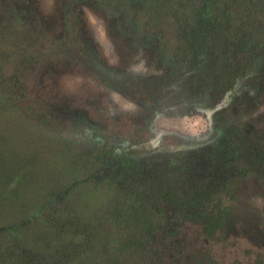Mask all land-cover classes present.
<instances>
[{
	"label": "flooded vegetation",
	"instance_id": "1",
	"mask_svg": "<svg viewBox=\"0 0 264 264\" xmlns=\"http://www.w3.org/2000/svg\"><path fill=\"white\" fill-rule=\"evenodd\" d=\"M69 1L78 13L81 35L70 38L78 61L66 64L80 75V91H76L79 98L67 96L59 109L62 118H70L81 128V140L89 145L84 150V166L92 175L84 182L124 184L134 189L136 195L131 197L153 199L151 206L160 200L184 203L183 194L198 185H223L204 199L213 204L197 216L188 217L187 208L180 205L177 222L166 229L165 241L163 236L162 243L157 239L139 245L135 251L139 264H152V255L143 254L144 248L155 252L159 246L165 253L162 264H170L176 251H197L206 245L197 238L202 228L207 243L219 234L233 237L232 243L247 237L253 242L250 246L262 250L264 188L258 173L249 168L250 162L260 161L264 154L260 71L248 77L247 65L242 69L241 64L238 71L230 69L232 62H224L225 52L217 51L221 47L210 37L213 26H194L189 20L190 6L182 2L163 0L166 3L154 9L138 0H107L104 20L109 36L97 39L95 28L86 27V10L98 9L100 0ZM178 6L181 9L175 11ZM173 11L170 30L165 19ZM201 32L209 38L203 39ZM241 41L243 46L249 39ZM239 42L238 48L229 51L231 57L263 58L244 50ZM196 116L204 124L192 130L187 121L193 123ZM176 169L183 194L165 198L169 172ZM117 193H123L121 188ZM172 215L174 211L168 208L165 217ZM185 227L195 229L194 240ZM175 236L182 242L173 241ZM185 239L195 244L185 245Z\"/></svg>",
	"mask_w": 264,
	"mask_h": 264
},
{
	"label": "rangeland",
	"instance_id": "2",
	"mask_svg": "<svg viewBox=\"0 0 264 264\" xmlns=\"http://www.w3.org/2000/svg\"><path fill=\"white\" fill-rule=\"evenodd\" d=\"M35 1L37 3L35 9L42 18H45V23L41 25V29L32 31L33 38L28 39L29 35L25 39L21 37L6 41L0 39V52L3 53L0 59V90L4 89L3 93L8 95L4 104L0 101V264H83L85 256L88 258V252L85 255L79 250L87 247L84 235L88 224L82 223L88 218L99 219L106 214L108 211L106 197L112 195L113 191L112 186L105 184L93 189V182L85 181V184L72 189V195L75 196H67L71 207L64 205L63 213L54 216L51 214L53 198L74 183L88 178L90 180L92 173L90 168L84 166V150L88 149L89 145L85 140H81L79 135L81 128L77 129L70 118H62L58 114L53 118L44 116L52 100L60 101L62 104L68 100L67 96L79 98L76 91H80L77 89L80 75L73 73L74 69L71 66H67L64 71L53 72L43 82L40 76L43 61L52 59L51 43L55 32L61 27L59 23L61 7L66 1ZM105 1L107 0H100L98 9L91 7L86 10V27L95 28L97 39L109 36L106 31L108 25L104 20L109 4ZM162 1L152 0L150 5L155 9ZM262 1L264 2V0H175L176 3L182 2L190 6L192 17H189V20L194 22V26L202 28L210 23L211 26L220 27V33L233 26L241 27V35L248 31L251 24L252 28L259 27L261 23L264 25V11L260 8ZM67 2L73 8V2L69 0ZM255 3H259L258 6H254L253 9L249 7V4ZM174 9L178 11L181 8L178 6ZM175 11L168 14L165 19L167 20L165 27L170 30ZM72 14L78 17V13L72 11ZM76 30H79L78 27L72 25V32ZM253 31L256 32V28ZM261 31L257 28V40H264V32ZM38 37L40 38L37 39ZM16 49L21 50L18 53ZM27 54L30 56L33 54V59H37L35 69L31 66L29 70L22 68L21 60ZM19 87L22 91L18 89ZM260 96L264 101V94ZM2 105L4 110L1 108ZM203 121L201 116H196L194 122L187 121V125L192 130H198L204 124ZM152 197L155 196L151 195L150 198ZM75 212L83 217L75 219L73 215ZM99 225L104 235L96 252L92 253L95 264L105 263L106 255L111 257L114 264L135 262L139 264V258L135 253L139 247L137 243L143 240L139 233H128L120 224L114 229H110L104 221H99ZM185 228V233L192 235L190 239L194 240L195 229ZM197 234L198 237H205ZM65 236L68 242L64 249L65 246H62L60 239ZM125 237L128 240L131 238L134 242L126 251H121L116 240ZM224 238L223 240H219L218 237L210 238L208 243L203 239V244L213 248V252L219 254L223 264H238L236 259L242 256L245 247L253 245L247 237L238 243L230 242L233 237L224 235ZM109 239L115 242L111 244V248L107 245ZM106 245L107 250H102ZM66 253L68 258L64 259Z\"/></svg>",
	"mask_w": 264,
	"mask_h": 264
},
{
	"label": "trees",
	"instance_id": "3",
	"mask_svg": "<svg viewBox=\"0 0 264 264\" xmlns=\"http://www.w3.org/2000/svg\"><path fill=\"white\" fill-rule=\"evenodd\" d=\"M64 4L61 7V14H60V25L61 27L58 29L57 32H55L51 47H52V59L51 60H44L43 64H41L42 71L40 73V76L42 77V82L45 81V79L55 71L60 72L64 71L67 67L66 62L70 60L69 63H74L78 61V58L74 55V48L72 49V39L73 34H76V36L81 35L78 30L76 32H72V25H75L78 27V17L74 16L72 14L73 8L71 7V4L67 2V0H64ZM135 1V0H133ZM140 1L141 5H147L150 4L152 0H138ZM157 1V0H154ZM128 3L131 2V0H127ZM166 3V2H165ZM163 3V4H165ZM159 4H162V2ZM259 3L249 4L252 9L254 6H258ZM37 5L35 0H0V39H3L6 41V39H14V38H28L32 39L34 34L32 31L41 29V25L45 23V18H42L39 15L38 10H36L35 6ZM262 5V7H261ZM260 5V8L264 11V2L262 1ZM76 12V11H73ZM46 26V25H44ZM208 28V27H207ZM245 28V27H244ZM248 31L241 35L242 28L241 27H231L228 30H224L223 32H219L221 29L220 27L213 26L210 29V37L213 39V42L217 43L216 45L221 47V49L217 50L220 51V53L225 52L224 62L230 63L232 62V66L230 69L234 68L238 71V68H240L241 64L244 69L246 68V72L248 77L252 76L253 73H257L260 71L261 77L264 81V40H257V28L262 30L261 32H264V25L261 23L259 27L253 26L252 24L248 27ZM252 28V29H251ZM256 28V32L253 31V29ZM33 35V36H32ZM200 36H202L203 39L209 38L205 36L204 32H201ZM216 37V39H214ZM38 37L37 39H39ZM218 38V39H217ZM242 39H249L248 42L245 44L240 45V43H244L241 41ZM240 40V42H239ZM239 42V45L244 48V50H247L250 53H258L262 54L263 58L260 60L258 59H236L229 55V51H234L237 47V43ZM3 44V43H2ZM1 44V45H2ZM75 44L76 41H75ZM79 44V43H78ZM246 48V49H245ZM21 49H16V52H20ZM23 52V51H22ZM33 55V54H32ZM32 55L29 54L26 55V57L22 58L21 63H23L22 68L24 70H29V67L31 66L32 69L36 68V64H38L37 59H33ZM3 53L0 52V59L2 58ZM73 56V59L71 58ZM4 59V58H3ZM23 61V62H22ZM262 62V64L260 63ZM236 62V63H235ZM262 69V71L260 70ZM258 77V76H257ZM21 82V81H20ZM22 83V82H21ZM24 84V83H23ZM19 90L22 91V89L19 87ZM3 90H0V101L1 103H5V99L7 98V94L3 93ZM7 95V96H6ZM33 103L31 104V106ZM63 104H61L60 101L55 102V100H52L51 106L48 108L49 110L47 112H44V116L47 118H53L54 115L58 114L60 115V107ZM3 106V105H2ZM1 108L4 110V106ZM59 112V113H58ZM249 168L253 170L254 172L258 173V177L262 180V187L264 188V154L262 156V159L260 161H252L249 163ZM169 183L170 187L165 188L163 196L165 198H172L180 196L182 193L183 188L181 186H178V171L177 169L174 171L169 172ZM93 181V180H92ZM216 183V182H215ZM81 184H85L84 181H79L77 183H74L70 185V188L67 189L64 192L58 193L55 198L52 200V208L53 212L51 214L54 216V214L57 213H63L64 210L62 207L65 205L67 207H71V203L68 202L66 199L67 196H75L72 195V189L76 188L75 186H79ZM126 184V183H125ZM93 189L99 187L96 183H93ZM223 187V185H216V186H207V185H198V187L190 188L192 191L191 193H184L182 200H184V203H179L177 200L171 199V203H168L166 201L156 202L154 205L151 206L150 201H147V198L137 200L132 196L136 195L133 193L134 189L129 188L128 186L121 185V187H112V195H109L106 197L107 201V207L108 211L105 215H103L101 218H88L86 221H83L82 224H88L86 234L84 235V242L87 244L85 245L84 249L79 250L81 253L85 254L88 252V258L83 259V264H95V259L93 258L94 255L92 253L96 252V249L98 248L99 241L103 238L104 233H102V228H99V221L106 222L107 226H110V229L117 228V225H121L125 227L124 230H127L128 233L136 232L139 233L140 237L142 236L143 240L141 243L146 244L147 242H157V239L162 243V239L164 236L165 241V232L166 229L171 227L173 222H177L176 215L179 214V206L184 205L187 210L185 215H188V217H194L199 215L203 209H206L208 206H212L210 203L205 202V198L210 197L215 192H219L220 188ZM121 188V191L123 193H117V189ZM132 191V193H130ZM68 192V193H66ZM79 193V192H78ZM76 193V194H78ZM131 194V195H129ZM166 195V196H165ZM181 197V196H180ZM181 202V200H180ZM170 208V210L174 211V215L165 217L167 215V209ZM204 216L209 217V213H203ZM61 215V214H60ZM75 219H80L83 217L80 213L75 212L74 214ZM62 216V215H61ZM215 221V219H214ZM219 221V220H218ZM209 223H212L211 220H209ZM120 226V227H121ZM215 226V225H213ZM109 229V230H110ZM208 232V229H207ZM201 236L205 235L207 237V234L205 231L201 230L200 232ZM108 235V233H106ZM215 235V232L211 233V236L213 237ZM61 236V235H60ZM204 237V236H203ZM65 238V240H64ZM178 238V237H177ZM176 236L172 239L173 241H177V243H181L182 239L178 238ZM200 243L203 244V238L198 237ZM219 240L224 239V235L219 234L218 235ZM60 242L62 246H65L64 249L67 247L66 243L68 242L67 237H63V239H60ZM134 242L130 238L128 240L127 237L125 239L120 238L118 241L116 240L117 247L121 251H126L130 245ZM138 242V241H137ZM112 243H115L113 239H109V244L107 243L108 247L111 246ZM141 243H137L138 246L141 245ZM185 245L188 244H195L193 240L187 241L186 239L183 241ZM198 243V239L196 241ZM69 244V243H68ZM164 244V243H163ZM200 244V245H201ZM107 245L103 246L102 250H107ZM111 248V247H110ZM125 248V250H124ZM138 249V248H137ZM259 248H255V246H249L245 247L244 253L242 256L238 259H236V262L238 264H264V247L261 248L262 250H258ZM66 251V250H64ZM143 254L145 255H152V264H162L163 259L165 258L164 251H161L159 246L155 247V252H151V250L144 248ZM63 253V252H62ZM68 253H66L64 259H67ZM75 254V253H73ZM90 254V255H89ZM63 255V254H62ZM71 256V255H70ZM36 258V257H35ZM105 263L103 264H114L111 260V257L107 256L105 257ZM148 258V257H147ZM37 259V258H36ZM179 259V261H178ZM180 260L186 264V261L188 264L192 262L193 264H223L219 254L215 251L213 252L211 248H207L205 246H202L197 251H187L181 250L176 251V255L173 253L170 258V264H177L180 263ZM66 264V263H64ZM135 264H138V262H135Z\"/></svg>",
	"mask_w": 264,
	"mask_h": 264
}]
</instances>
